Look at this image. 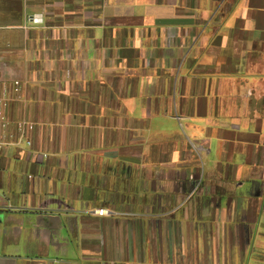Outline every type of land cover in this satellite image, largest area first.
Wrapping results in <instances>:
<instances>
[{"label":"crops","instance_id":"1","mask_svg":"<svg viewBox=\"0 0 264 264\" xmlns=\"http://www.w3.org/2000/svg\"><path fill=\"white\" fill-rule=\"evenodd\" d=\"M0 98V264H264V0H0Z\"/></svg>","mask_w":264,"mask_h":264},{"label":"built area","instance_id":"2","mask_svg":"<svg viewBox=\"0 0 264 264\" xmlns=\"http://www.w3.org/2000/svg\"><path fill=\"white\" fill-rule=\"evenodd\" d=\"M28 21L33 23V24H37L41 21V16L38 15H33L30 16L28 18ZM15 92L19 93L20 92V83L19 82H15ZM7 105V101L5 100V98H0V125L2 128H7L9 126V122L8 120L3 116L2 114V109ZM21 123L18 124V127L21 128ZM0 143H1V138H0ZM30 142L28 141L27 144H29ZM95 213L99 214V215H104V214H108L109 211L106 208H101L99 210H96Z\"/></svg>","mask_w":264,"mask_h":264},{"label":"rangeland","instance_id":"3","mask_svg":"<svg viewBox=\"0 0 264 264\" xmlns=\"http://www.w3.org/2000/svg\"><path fill=\"white\" fill-rule=\"evenodd\" d=\"M259 231H260L259 241L264 242V237H262L263 236L262 233H264V227L260 226ZM253 251H254V253H259V255H261V257L264 256V244H262V243L260 245L256 244L253 248Z\"/></svg>","mask_w":264,"mask_h":264}]
</instances>
